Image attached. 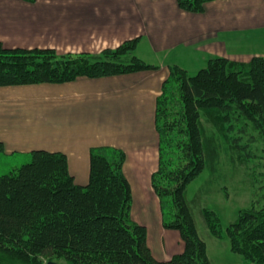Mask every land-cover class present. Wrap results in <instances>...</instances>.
<instances>
[{"label": "trees", "instance_id": "16d2710c", "mask_svg": "<svg viewBox=\"0 0 264 264\" xmlns=\"http://www.w3.org/2000/svg\"><path fill=\"white\" fill-rule=\"evenodd\" d=\"M210 1L178 0V4L186 11L203 12ZM138 41L127 39L97 53L8 47L0 41V86L157 68L134 52ZM176 93L178 100H169ZM202 115L225 132L243 162L258 158L264 164V154L257 152L264 153V56H255L248 65L214 57L195 74L171 66L163 82L155 117L159 166L152 186L163 214L168 209L164 226L180 231L183 251L158 259L148 243L146 226L133 220V193L123 170V150L92 149L89 181L83 185L71 173L66 153L35 149L31 161L0 174V258L14 256L10 262H17L12 264H44L55 256L64 257L68 264H212L187 197L189 182L220 153L206 134ZM166 146L179 149L182 158L173 162L165 156ZM4 152L0 140V153ZM255 181L253 203L230 223L228 231L235 251L252 264H264V183L257 181V186ZM203 209L211 233L222 237L219 216Z\"/></svg>", "mask_w": 264, "mask_h": 264}, {"label": "crops", "instance_id": "0c3cea01", "mask_svg": "<svg viewBox=\"0 0 264 264\" xmlns=\"http://www.w3.org/2000/svg\"><path fill=\"white\" fill-rule=\"evenodd\" d=\"M131 38H139L136 49L146 43L156 62L144 53L139 57L157 68L0 86V140L4 155L35 149L66 153L71 173L83 185L89 181L92 149L123 150L131 216L138 223L140 208L156 204L159 238L169 256L157 258L165 260L185 244L178 230L164 226L152 186L159 166L155 117L163 82L171 66L191 73L214 57L248 62L264 56V0H213L203 12L186 11L178 0H0V41L8 47L97 53ZM139 224L146 226L153 251L149 228Z\"/></svg>", "mask_w": 264, "mask_h": 264}, {"label": "rangeland", "instance_id": "374dc122", "mask_svg": "<svg viewBox=\"0 0 264 264\" xmlns=\"http://www.w3.org/2000/svg\"><path fill=\"white\" fill-rule=\"evenodd\" d=\"M141 46L140 49H135L134 52L138 56H140L139 53L142 55L144 53V55H148L147 61L156 62V57L149 53L146 43H142ZM228 59L237 62L239 65H248L252 61V59L248 62ZM192 71L191 73L188 71V73L195 74L198 70L192 68ZM177 96L178 93L169 100L176 102L178 100ZM202 121L207 136L219 146L220 153L213 162L208 160L205 169L190 181L187 186V197L193 206L199 235L206 242V254L212 264H252L243 254L233 249L228 228L230 223L239 217L242 210L249 208L253 203V190L255 189L253 181L256 180L255 184L257 186V181L262 180L264 183V164H260L261 161L258 158L248 159L243 162L242 158L236 156L235 152L231 149L230 143L226 140L227 135L225 132L219 126L214 125L206 115H202ZM229 135L232 137L236 133H230ZM179 136L184 138L182 135ZM259 146L261 147V145ZM257 152L259 155L264 154L261 149ZM179 153L180 150L173 146L165 147V156H170L173 162H176L178 157L179 159L182 158V156H179ZM31 160V153L18 152L15 155L0 153V174L9 172L11 169ZM262 162H264V159H262ZM205 207L210 208L219 216L222 224V237H216L208 228L202 214ZM157 212L156 204L149 201L145 207L140 208L136 220L139 221L138 223H145L149 228L154 255L158 258L169 257L165 255L166 250L163 248L162 241L159 238L160 218ZM163 217L164 219L168 217L167 208L164 209ZM172 253L174 254V252ZM10 260H15L14 256L0 258V264L17 262H10ZM53 260L61 264H68L67 259L62 256H55Z\"/></svg>", "mask_w": 264, "mask_h": 264}, {"label": "water", "instance_id": "95a60500", "mask_svg": "<svg viewBox=\"0 0 264 264\" xmlns=\"http://www.w3.org/2000/svg\"><path fill=\"white\" fill-rule=\"evenodd\" d=\"M46 264H61V263L54 260H49Z\"/></svg>", "mask_w": 264, "mask_h": 264}]
</instances>
